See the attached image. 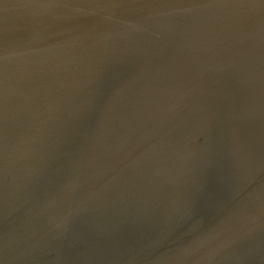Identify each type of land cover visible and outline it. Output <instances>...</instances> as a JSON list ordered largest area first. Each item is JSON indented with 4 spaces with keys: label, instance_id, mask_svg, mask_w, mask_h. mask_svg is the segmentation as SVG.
<instances>
[{
    "label": "water",
    "instance_id": "1",
    "mask_svg": "<svg viewBox=\"0 0 264 264\" xmlns=\"http://www.w3.org/2000/svg\"><path fill=\"white\" fill-rule=\"evenodd\" d=\"M0 264H264V0H0Z\"/></svg>",
    "mask_w": 264,
    "mask_h": 264
}]
</instances>
